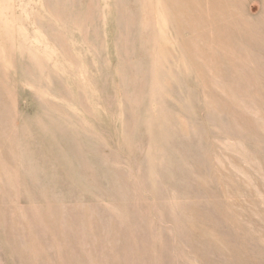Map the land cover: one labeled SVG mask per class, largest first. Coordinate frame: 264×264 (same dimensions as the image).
<instances>
[{"label": "rangeland", "instance_id": "obj_1", "mask_svg": "<svg viewBox=\"0 0 264 264\" xmlns=\"http://www.w3.org/2000/svg\"><path fill=\"white\" fill-rule=\"evenodd\" d=\"M0 264H264V0H0Z\"/></svg>", "mask_w": 264, "mask_h": 264}]
</instances>
